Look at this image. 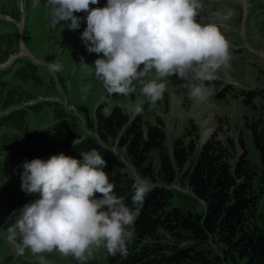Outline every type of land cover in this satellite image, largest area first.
<instances>
[{
  "label": "rangeland",
  "instance_id": "obj_1",
  "mask_svg": "<svg viewBox=\"0 0 264 264\" xmlns=\"http://www.w3.org/2000/svg\"><path fill=\"white\" fill-rule=\"evenodd\" d=\"M106 3L107 0H99L90 7H104ZM203 5L197 19L201 23L219 24L230 42L228 66L217 71L216 79L206 82L213 91L206 101L191 98L189 89L193 81L171 76L164 80L167 90L163 98L152 104L143 95L139 81H134L135 91L128 95H110L95 77L94 61L98 55L89 53L81 39L86 12L75 13L84 19L78 29L71 30L67 26L70 21L58 24L53 20L45 0H0V15H8L22 24L0 19V63L13 55L12 62L0 70V264H40V255L46 264H109L103 246L79 262L56 251L33 255L25 250L18 254L19 241L9 240V228L15 221L13 213L39 198V193L26 194L21 189L22 162L34 158L47 160L61 152L82 159L81 152H71L64 144L68 125L74 124L80 139L90 135L99 140L88 123L95 122L101 102L107 114L119 105L131 119L142 114L144 128L148 124L162 126L166 134L165 151L170 154L174 142L184 137L196 143L192 157L195 159L200 148L214 139L230 153L232 162L247 150L254 161H259L253 134L264 128V0H203ZM229 10L233 13L231 19L216 18L217 12ZM28 49L39 60L26 53ZM54 61L63 67L52 74L46 66ZM153 76L154 72L144 77L143 82H149ZM251 90L257 94L252 99L248 96L250 105L245 94ZM138 105H142L139 113ZM116 143L113 139L106 143L108 151L125 162L124 169L130 177L143 178ZM150 158L158 168L160 150H153ZM104 171L108 173L107 167ZM172 185L182 191L175 193L174 204L205 212V203L188 186L179 182ZM100 195L96 193L97 198ZM210 245L218 249L212 240Z\"/></svg>",
  "mask_w": 264,
  "mask_h": 264
},
{
  "label": "clouds",
  "instance_id": "obj_2",
  "mask_svg": "<svg viewBox=\"0 0 264 264\" xmlns=\"http://www.w3.org/2000/svg\"><path fill=\"white\" fill-rule=\"evenodd\" d=\"M98 3L45 0L53 20L70 21L71 30L78 29L84 19L75 13H87L81 39L89 53L98 55L94 75L110 95H128L135 91L134 81H139L143 95L155 104L167 90L164 80L171 76L194 82L189 89L194 100L203 102L213 94L206 82L228 66L231 45L219 24L197 19L203 0H107L104 7H90ZM215 15L227 21L233 13ZM46 67L55 74L63 66L54 61ZM153 72V78L144 83L143 78ZM136 111L141 112L142 105ZM81 156L75 159L61 152L47 160L22 162L21 189L26 194L39 193V198L13 213L9 240L19 241L18 254L56 251L79 262L101 246L112 255L127 254L135 222L154 185L137 178L129 206L114 194L103 156L96 149ZM96 193L101 194L99 198ZM157 234L170 238L162 227ZM40 264H46L42 255Z\"/></svg>",
  "mask_w": 264,
  "mask_h": 264
},
{
  "label": "trees",
  "instance_id": "obj_3",
  "mask_svg": "<svg viewBox=\"0 0 264 264\" xmlns=\"http://www.w3.org/2000/svg\"><path fill=\"white\" fill-rule=\"evenodd\" d=\"M256 94L253 90L245 94L248 104ZM102 105L96 109L95 122L88 123L99 140L90 135L80 140L71 122L65 146L76 153L96 149L106 161L114 194L129 206L136 178L129 176L125 162L112 156L106 143L115 140L136 171L154 185L135 222V237L127 254L112 255L106 250L109 264H264V128L253 134L258 162L246 148L232 162L230 153L214 139L193 159L194 140L178 138L170 154L165 151L162 126L144 128L142 114L131 119L119 105L107 114ZM153 150H160L158 168L150 158ZM176 182L188 186L205 203L204 213L174 204L175 193H182L172 186ZM158 227L166 229L170 238L158 235Z\"/></svg>",
  "mask_w": 264,
  "mask_h": 264
},
{
  "label": "bare ground",
  "instance_id": "obj_4",
  "mask_svg": "<svg viewBox=\"0 0 264 264\" xmlns=\"http://www.w3.org/2000/svg\"><path fill=\"white\" fill-rule=\"evenodd\" d=\"M26 50V49H25ZM28 51V50H27ZM206 134H208V133H206ZM207 137V136H206ZM205 138V137H204Z\"/></svg>",
  "mask_w": 264,
  "mask_h": 264
}]
</instances>
